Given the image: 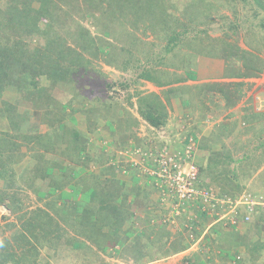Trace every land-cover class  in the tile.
<instances>
[{
  "label": "rangeland",
  "instance_id": "rangeland-1",
  "mask_svg": "<svg viewBox=\"0 0 264 264\" xmlns=\"http://www.w3.org/2000/svg\"><path fill=\"white\" fill-rule=\"evenodd\" d=\"M6 1L11 0H0V48H5L11 53L19 61V64L22 62L29 63L31 67L28 66L25 71L29 72L31 76L38 73V76L41 77L40 74H44L39 83L41 87L39 91L42 93L35 96L39 101L32 97L33 101H38L35 106L32 102H21L16 93L11 91L1 93L0 101L2 99L8 102L19 100L17 110L23 120L22 128L20 127L23 129L21 132L30 136L39 135L42 137L47 135V137L45 140L41 138L37 145L30 142L32 148L27 152L26 146L21 145L19 147L20 153L17 152L15 154L17 157H14L16 164L12 161V157L9 158L13 162L11 166L13 171L18 175H22L23 178L18 180L16 187L12 188L11 185L7 188L4 204L0 205V254L5 251L11 254L12 249H15L13 250V252H16L14 260L17 262L15 264H82L81 261L83 260L79 259L78 256H86L88 252L77 250L72 243L68 247L64 244L61 246V242L65 240H68V243L76 240L95 250L94 259L88 262L90 264H264V207H254L250 217H247L246 210L240 205L236 206L235 224L230 221H233L234 217L229 214L230 210L228 209L226 215L225 212L219 211L216 212L217 215L209 213L205 214L206 216H201L193 208H176L175 200L171 196L162 195L164 188H158L155 185L156 181L150 183L140 172L137 173V181L131 182L130 179H127L129 188H125L127 191L124 189L123 192H130L132 186L146 191L148 194L147 203L150 206V213L147 215H153L154 219L157 218L146 225L154 224V234H157L158 225L160 224L170 234L164 250L183 240L187 245L183 251L179 253L170 252L167 255H162V253L151 255L150 249L148 247L143 248L142 245L150 242L152 236L148 239L141 238L138 245H141L140 247L143 249L141 250L143 257L136 262L137 255L133 249H127L130 243L126 246V238H123L124 247L122 249L118 246H112L108 240L101 238L97 239V242L93 238L90 240L88 233L81 231V226L76 219H70L76 227L70 228V226L63 225L62 218L66 216H59V212L53 211L47 204L51 200L56 199L55 201H58L57 198L61 195L64 199L69 198L70 194L75 195L76 193L72 191V187L78 185H86L91 190H94V187H99L100 181L95 176L105 178L108 174L106 172L111 170L109 165L118 169L116 172L118 175L122 177L126 175V167L131 166L133 159H137L136 155L131 154L137 146L133 149L132 146L127 145L122 150L119 147L127 140L126 138L121 139L123 133L120 129L122 121L127 120V118H132L128 120L130 123L134 120L138 122L137 126H132V131L135 132L137 138H140V142L143 138L151 140L152 145L146 151L149 156L150 154L153 156L162 154V156L172 158L179 154L175 149L183 144L184 139L193 138L191 162L194 165H201L203 168L213 169V173L207 170L210 178H205L212 185L210 187L218 193L220 183L224 179L220 181L221 174L220 169H218L220 167L219 165L216 166L215 162L223 153H231L233 160H238L239 163H234L235 165L226 163L224 168L229 172L236 171L234 176L228 173L227 178L233 183L236 182L239 186L229 190L232 196H223L239 202L242 195L245 194L244 191H255L259 195L264 189V159H261V157V163H259L258 160H254L257 159L254 157L252 159L249 156L247 160L243 161H240L239 158L251 154L244 153V150L240 149L241 145H249V149L257 145V143H251L249 140L252 131L256 132L259 127L257 125L259 121L256 118L264 117L255 115L257 114L255 113L256 110L254 112L252 108L245 107L248 104H242L245 99L242 85L241 87L234 86L233 93L229 97V103L223 109L215 107L213 104L215 101L212 102L210 99L206 101V99L199 97L200 91L198 92V90L200 84L205 83H199V81H203L201 78L204 70L207 69L208 64L213 62L218 66L230 67L229 64L233 63L232 58H239L242 55L246 58V61L236 62L239 65L237 68L241 70L239 73L245 72L247 68L254 70L253 66L257 69L260 68L261 71L264 69V10L262 7H259L252 0H209L211 3H215L216 7L215 10H208L207 5L202 3L201 0H165L162 2V6L164 16H168L166 24L169 28L163 33V31H152L150 27L146 29L153 18L149 13L154 12H152V8H149L151 11L147 13L148 7L143 6L142 8L141 3L137 5L136 2L130 0H92L90 4H86L79 0V6L72 8L71 12L68 13V17H65L71 18L76 24H81L86 32H89V36L83 33L82 47L78 50L82 60L77 61L74 56L67 58L66 52H60L61 49L59 48L62 46L59 43L58 45L51 43L49 39L47 41L53 45L46 50L45 46L49 45L44 37L46 35H41V33L24 35L22 30L14 25V22H12L11 28L6 23L3 12L5 11ZM74 1L71 5L74 4ZM203 5L205 8L200 7ZM118 7L124 10L126 17L123 16V19L120 18L121 16L117 17L118 14L115 15ZM108 10L113 11V14L108 13ZM90 15H94L110 29L109 37L96 32L97 28L95 23L92 22L93 19H90ZM65 18L59 22L49 23L52 28L50 32L55 30V38L59 36V33H63L64 38H66V31L72 32L76 29L77 26ZM154 24L158 23L154 22ZM183 32H185L184 36L188 41L178 43L181 49L179 53H185L186 56L187 54L190 55L191 50L188 49L187 43L193 41L194 45L198 44L204 51V57L198 53L197 57L191 54V59H189V56L188 59L171 61L174 62L173 64L177 68L180 66L179 71H176L174 65V69L163 66L165 63L163 60L161 61L163 65L156 64L154 58H161L166 48L167 39L173 33L182 34ZM70 37L72 36L67 38L70 39ZM186 38L184 37V39ZM102 40L114 44L116 53L123 49L122 56L116 54V65L111 61H106L105 53L98 50V45H104ZM219 41L224 42V48ZM200 42L209 45L210 48L216 46L218 50L222 47L223 52L209 57L205 54L206 51L203 50V45H200ZM67 44L72 43L69 41ZM22 53H24L23 56L19 58ZM8 60L9 58L5 55H0V62L9 65ZM126 61L129 62L128 65ZM147 62L154 68L153 71L149 70ZM168 63L170 62L168 61ZM71 64L73 65L71 66ZM137 64H145L153 77L156 76L158 79H162V77L169 78L171 72L176 74L177 79L186 78L185 72L181 70L184 65H188V70H193L195 74L192 75L191 82L178 80L173 84L171 83L172 85L163 84L158 87L137 78L133 70ZM115 66H119V68ZM124 67L127 68L126 72L123 70ZM131 67L132 69H130ZM225 67H222L223 70ZM17 68L13 67L14 70L19 71ZM66 70H68V75H66ZM191 71H187V73L190 74ZM221 72H214L212 77L211 75L208 76L212 79L209 82L217 83L216 80L221 79L223 74ZM166 73H168V76ZM54 78H57V80L53 83ZM226 78L230 79V77ZM240 78L249 81L255 77L240 76ZM195 82H198L199 85ZM125 85H129V87L123 89L121 86ZM191 89H194L192 91L193 97H191L192 101L188 102L185 98L187 92ZM136 92H141L142 96H148L149 93L157 95V101L164 105L168 114V121L164 127L155 130L140 119V107L139 102H137L138 98L135 95ZM45 94H47L46 97ZM53 99L55 105L53 103V106H51L47 102L53 101ZM145 103L146 100H142L140 106ZM215 113L222 120L224 118L228 120L226 122L228 128L231 124L234 127L235 131L228 138H222L221 130L214 127L217 120L213 122L207 120ZM237 114H240V116L234 121H230ZM65 116L66 119L69 118L68 116H72V118L67 121L64 119ZM13 118L16 119L17 123L21 120L19 115L16 117L13 115ZM58 124H62V129L56 132L59 140L58 143L53 145L55 137H52V129L57 128ZM249 125H252V129L249 128L248 135L237 140L239 134L244 132ZM71 128L77 129L89 138L86 142L87 152L83 153L88 156V162L83 157L84 155L79 159L84 168H79L80 163L72 160L75 156V154L72 156L74 148L71 149V145H67L66 141L61 140V136L66 135L63 133L71 131ZM13 132L14 134L19 133L17 129L12 128L10 133ZM22 133L16 136L17 143H23L20 138ZM217 135H220V138ZM219 140L223 142L224 146L220 156H217L219 149L215 152L208 151L206 148L201 149V152L194 151L197 149L198 144L206 147V145H209L208 142L212 144ZM82 141H86L85 138ZM113 144L120 149H112ZM143 145L144 149L146 143ZM236 146L238 150H236ZM138 149L135 150V153H139ZM35 152L38 159L34 162V165L26 169V166H30V153L34 154ZM22 155L24 157L19 159L18 157ZM111 156L112 158H109ZM256 156H258V153ZM107 158L112 160L109 161ZM97 162L101 163L97 164ZM59 164L63 167L62 170H60ZM48 168L53 169V172L48 176H44L43 171L45 172ZM3 169V167H0L1 171ZM197 171L199 173V170ZM102 184H104V181ZM3 185V182L0 181V191L4 190ZM258 187L262 190L256 191L255 189ZM236 189H240L241 193L236 192ZM261 194L264 196V192ZM88 195L90 196L91 192H86L87 197L83 202L90 201L91 197ZM75 199L80 200L81 197L76 196ZM60 204V202H56L55 206L57 208L63 207V204ZM66 205L74 206V203L67 199ZM172 208L179 210L178 215ZM33 213H38L42 218L41 220L36 219L35 224L30 228L34 233L33 237L39 235L43 241L45 238L42 237L44 232L42 229H44L45 233L53 239V244L57 241L56 250L47 252L46 250L51 244L46 243V249L39 248L35 254V251L27 250V247L18 238V231L21 230L22 223ZM45 214L46 216H44ZM60 214H62L61 211ZM70 214V211L67 212V216ZM142 215L146 217L144 211ZM142 215L140 213V216ZM221 215H225L224 220L227 221L220 220ZM44 217L51 218L53 222L49 221L48 218V223L44 222ZM162 221L166 223L163 225ZM188 221L193 224L191 228L185 227L189 223ZM98 224L104 225L106 222H97L96 225ZM145 227L144 224L141 225V229L150 234V229ZM104 229L106 227H102V230ZM114 230L112 228V231ZM178 239L179 241H177ZM30 241L32 245L35 242V240ZM17 244L22 249H17ZM2 247H5L6 250L4 249V251ZM103 247L105 248L104 251ZM128 256H131L133 260H130ZM227 256L231 258L227 259ZM89 258L88 255L86 260L88 261ZM0 264L2 263L0 262ZM5 264L13 263L7 262Z\"/></svg>",
  "mask_w": 264,
  "mask_h": 264
},
{
  "label": "trees",
  "instance_id": "trees-1",
  "mask_svg": "<svg viewBox=\"0 0 264 264\" xmlns=\"http://www.w3.org/2000/svg\"><path fill=\"white\" fill-rule=\"evenodd\" d=\"M62 1H66V2H60L58 0H11V1H6L5 2V11L4 12V16L6 18V23H8V25H10V27L12 28V22H14L15 26L18 27L19 29L22 30V32L24 33V35H31V34H37V33H41V35H46L44 36L47 39H49V41L55 45H61L62 47H60L59 49L60 52H66V57L67 58H71L72 56L75 57V59L77 61H81L82 60V56L80 54H78V50L80 49L81 43H82V38H83V33L89 36V32H86V30L83 28V26L79 23L76 24V22H73V20L71 18H65L68 17V13L71 12L72 8H75L76 6H79V0H75L74 4L71 5L73 3V0H62ZM82 2L86 3V4H90L92 0H81ZM118 1V0H115ZM131 2H136L137 5L138 4H142V8L143 6L148 7V11L147 13H149L151 10L149 8H152V12L154 13H149V15H152L153 18L152 20H150L149 25L146 27L147 28H151L152 31H159L163 33L167 30L168 25L167 23V18L168 16H164V8H163V4L162 2H164L165 0H130ZM203 1L202 3H204L205 5H207L208 10H215V3H211L209 0H201ZM242 1H247V0H242ZM254 2H256L259 7H262V9L264 10V0H252ZM225 2V1H224ZM69 3V4H68ZM201 3V2H200ZM199 3V4H200ZM201 3V5H202ZM36 6V7H35ZM86 7V6H85ZM205 8V6H200ZM137 9H139L137 7ZM92 13V12H91ZM90 13V14H91ZM108 13L113 14V11L108 10ZM118 14V15H117ZM63 15V16H62ZM70 15V14H69ZM115 15H117V17L121 16L120 18L123 19L122 17L126 15H124V10L121 9L120 7L117 8ZM116 17V18H117ZM63 18L69 20V22L74 23L77 27L76 29H74V31L70 32V31H66L65 33L67 34L66 36H72L70 37V39H68L67 37V41L66 38H64V34H60L59 36L55 38V30L53 32H50L51 25L49 23L51 22H59L61 21ZM90 19H93L92 22L95 23V26L97 28L96 32L109 37L110 36V32H109V28L106 27L105 24H102L98 18H96L94 15H90ZM154 22H157L158 24H154ZM70 27V26H69ZM10 28V29H11ZM201 33V32H200ZM199 33V34H200ZM185 32H183L182 34H175L173 33L168 39H167V44H166V48L163 51V55L161 56V58H154L156 64H160L163 65L161 63V61H165L163 66L169 67V68H173L174 69V62H171L173 60L176 59H184L190 56L189 59H191L192 55L194 57L198 56V53H200L202 55V57H204V51H202V49L200 48V46L194 45L193 41L192 42H188V49L191 50V54L187 56L184 54H180L179 51L180 49V45L178 46V43L184 42L186 43L188 40L186 38ZM184 37L186 39H184ZM99 39V38H98ZM71 41L72 44H67V42ZM99 41H101L99 39ZM104 42V45L99 46L98 45V50L101 53H105V59L106 61H111L112 63H115L116 65V59L117 56L116 54H119L122 56V52L123 49L119 50L116 53V48L114 47V44L110 43L109 41H105L102 40ZM200 41V40H199ZM222 44V47L224 48V42L223 41H219ZM47 43L49 45L45 46V49L48 50L50 47H52L53 44L49 43L47 41ZM92 44V43H91ZM100 44V43H99ZM94 45V43H93ZM200 45H203V50H205V54L209 57L213 56V54H218V53H222V47H220V49L218 50L216 48V46H214L213 48H210L209 45L203 44V42H200ZM208 46V47H207ZM210 49V50H209ZM28 51V50H27ZM26 51V52H27ZM25 52V53H26ZM36 52V51H35ZM34 52V54H35ZM24 53H22L20 57L23 56ZM212 54V55H211ZM0 55H5L7 58H9V60L7 61L10 62L9 65H5L4 63L0 62V98H1V93L3 92H7L9 93L10 91L13 93H16V95L18 96V99L25 102H32L33 106L36 105V103H38V99L35 98V96H39L40 92V81H41V77L44 73L40 74V76L37 75H33L31 76L29 72H26L25 69L30 66L29 63L22 62L19 64V61L16 60V58H14V56L9 53L5 48L1 49L0 48ZM38 55V54H37ZM169 56V57H167ZM74 59V58H73ZM111 59V60H110ZM168 59H172V60H168ZM233 59V63L232 64H236V62H241L242 60L246 61V58H244V56L242 57V55L238 58H232ZM237 59V60H236ZM147 61V60H146ZM167 61V62H166ZM168 61L170 63H168ZM127 62V61H126ZM129 62H127L128 65ZM148 63V68L150 71H153V67L150 65L149 62ZM15 64V65H14ZM155 64V65H156ZM13 65V66H12ZM73 64H71L72 66ZM126 66V64H124ZM174 65V66H173ZM13 67H18L17 70H14ZM20 67V68H19ZM118 67L119 66H115ZM128 67V66H126ZM124 67V71H127V68ZM151 67V68H150ZM244 67V66H243ZM71 68V67H70ZM148 68H146V65H139L137 64L133 70L135 71L134 74H136L137 78L140 80H143L145 82L151 83L154 86H161V85H172L175 81H186L189 77H191L194 73V71L192 70H188V65H184L182 67V71L185 72V76L189 73H187V71H191L190 75L186 76V78H181V79H177L176 78V74H172L169 73V78L167 77H162V79H158L156 76L153 77V75L151 74V72H149ZM176 71L180 70V66L177 68V66H175ZM132 69V67L130 68ZM250 68H247L245 70V72H247ZM40 72V70H38ZM233 72V71H232ZM249 73V72H248ZM248 73H244V74H239L241 77H245V76H254L256 77V75L258 74H248ZM66 75H68V70H66ZM166 75L168 76V73H166ZM228 76V75H226ZM232 76V75H231ZM65 77V76H64ZM57 80V78L53 79V83ZM59 80V79H58ZM179 81V82H180ZM172 83V84H171ZM241 87V85H237V87ZM123 89H127L129 87V85H125V86H121ZM197 87V86H196ZM194 88V87H193ZM194 89H191L187 92V97L185 98V100H187L188 102L192 101L193 95H192V91ZM45 91V90H44ZM200 91V92H199ZM199 92V97L208 100V98L210 100H212L214 97H216L217 95H220V97L222 99H228L231 94L233 93L232 88L229 87H222L219 86L216 83H212V84H203L200 86V89L198 90ZM238 93V91H237ZM135 95L138 98L139 102V116L140 119L142 121H144L145 123L148 124L149 127L154 128L155 130H159L160 127H164V125L167 124L168 121V114L164 108V105H162L158 100L157 95L149 93L148 96H142L141 92H136ZM47 96V94H45V97ZM32 97L35 100L38 101H33ZM53 98V97H52ZM18 100V101H19ZM142 100H146V103L143 104L142 106H140ZM18 101H12V102H8L2 99V101H0L1 106H0V167H3V171L0 170V181L3 182V186H4V190L0 191V205L4 204V198L7 196L6 190L7 188H9L12 185V188L16 187L18 180H20L22 177V175H17L15 171H13L12 169V163L14 162L15 164L17 162H15L16 160L14 159V157H17L15 154L20 153L19 152V147L21 145H25L26 146V152L30 149L31 150V144L35 143L36 145L39 143V140H41V138H43L44 140L46 139L47 135L40 137L39 135L37 136H30V135H26L24 133L21 132L22 128V116L21 114H19L18 112ZM213 102V101H212ZM47 103H50L51 106H53V103L55 105L54 99L53 101H48ZM25 104V103H23ZM27 104V103H26ZM215 107H219V105L216 104V102H213ZM61 108V107H60ZM220 109H223V107L220 106ZM65 112V111H64ZM62 112V113H64ZM257 114L255 115H260L262 117H264V112H255ZM263 113V114H262ZM17 114V115H16ZM253 114V113H252ZM16 116H20L21 120H19V122H16V119L13 118ZM69 118L66 119V116L64 117V119H66L67 121H69V119L72 118V116H68ZM132 118L127 120H123L122 124L120 125V129L121 132L123 134H121V139L123 140L124 138H126L125 142L122 143L121 141V145H119L120 148H124L127 145H130L133 147V149H135V146H137V148H139L141 151H138L139 153H136L138 155H136V160L137 162H133L131 164V166L126 167V175H124V177L118 175L116 172L118 171V169H115L114 166L109 165L110 167V172H106L108 174H106L105 178H99L96 177L95 178L100 181V186L99 187H94V190L89 189L90 187H86V185H78L75 187H72V191H74L76 194L75 195H71L70 197L67 198L71 201V203H74L73 205H66V201L67 199L62 198V195L60 197L57 198L58 201L55 200H51V202L48 201V205L49 207L53 210V211H58V215L59 216H66L64 218H62V223L63 225H67L70 226V228H72L74 226V223H72V220L76 219V221H78L79 225L81 226L80 229H82V232L88 233V235L90 236L89 239L91 240L92 238L95 240V242H97V239L101 238L103 240H108L110 242V244H112V246H118L119 248L122 249V247H124V242H123V238L128 239V241L130 240V245L129 248H127L128 250H132L135 251V254L137 255L136 262L141 260V258L143 257V255H141L142 251V247H140L141 245H138V243L141 241V238H145L148 239L150 236H152V240H148L150 242H146L147 244H143V248L148 247V249H150V254L154 255L158 254L160 255V253H162V255H167L170 254V252H174V253H179L181 251H183L187 245L186 242L181 240L179 241V239L174 244H172V246H170L168 249L164 250L166 242L168 241V237H169V233L167 232V230L165 228L162 227V225H158V230H157V234H154V230L155 229V225H149L147 226L146 224H150L151 220L155 221L157 218H153L154 216L152 215H147L150 213V206L148 205V194L146 193V191H144L143 189H140L139 187H133L132 189H130V192H123L124 189L129 188V182L127 181V179H130L131 182H135L138 180V176L137 173L140 172L145 179L149 180L150 183L151 182H155L157 181V177L155 175V173L157 172V165L156 163L153 162V157L147 154V149H149L152 145V142L150 139L148 138H143L140 142V138H137L135 132L132 131V126H137V121L134 120V122L130 123L128 120H131ZM259 122H257L259 125L258 130L256 132L251 133L250 136V142H255L257 143V145L251 149L248 148L249 145H241L240 149H243L244 153H251L250 155H244L241 157V159L239 158L240 161L243 160H247V158L250 156V158L254 159L255 161L258 160L259 163H261V159H264V118H256ZM73 121V120H72ZM60 123V122H58ZM55 126V125H54ZM252 125H249L248 128L245 129L244 132L240 133L237 140L240 137L243 136H247L248 132L250 131V129H252L251 127ZM21 127V128H20ZM12 128L13 129H17V131L19 133H22V135L20 136V138L23 140V143H17V138L16 136H19V133L14 134L10 133L12 132ZM62 129V124H58L57 128H53V135L52 137L54 138L53 141V145H55V143H58L59 138L57 139L58 133L60 130ZM72 130L69 132H65L63 134H66L65 136H61V140L66 141V143H68L67 145H71V149L74 148L72 156L75 154V156H73L74 158L72 160H74L77 163H80L81 160L79 161V159H81V156L84 155L83 153L87 152V146H86V142L89 140V138H87L86 135H83L80 131H77V129L71 128ZM219 130H221V137L222 138H228L232 132L235 131L234 127H227L226 125H221L219 127ZM170 131V130H169ZM171 132V131H170ZM191 133V132H190ZM62 134V135H63ZM192 135V133H191ZM218 138H220V135H217ZM85 138L86 141H82V139ZM30 142H32L31 144H29ZM139 142V144H138ZM146 143V145L148 146L146 148V145L143 149V144ZM185 143H188V145H191L192 143H194V139L193 138H186ZM209 145H206V147L202 144H198V148L199 149H205L208 151H219V153L217 154V156H220V152L223 151V142L222 141H218V142H213L211 144V142H208ZM237 143V142H236ZM114 145V144H113ZM111 146V144H110ZM162 146V145H161ZM222 150H221V148ZM114 148V150H118L120 148H116L115 145L114 147L112 146V149ZM236 150H238L237 146L235 147ZM258 153V156H256ZM180 156H183V151L179 152ZM8 155V156H7ZM31 157L29 159V165L30 166H26V169L30 168L32 165H34V162L38 159V157L36 156V152L34 154L30 153ZM262 155V156H261ZM256 156V157H255ZM12 157V161L9 160V158ZM24 155L18 157L19 159L23 158ZM85 157V160L87 159L88 162V156H83ZM262 157V158H261ZM6 158V159H5ZM112 158V156H111ZM261 158V159H260ZM5 159V161H4ZM83 159V158H82ZM260 159V160H259ZM108 160V158H107ZM86 162V163H87ZM101 163V162H97ZM234 164V163H239V161H235L233 160L232 154L231 153H223V155H221L220 158H218L215 162V165H219L220 169V181H222L224 179L223 182L220 183V190H219V195L223 196V195H230L229 190L231 189H235L238 188L239 184H237L236 182H231L229 180V178H227L228 173H231L232 176H234L235 172L234 170H232L231 172H229L228 170H226L224 168L225 164ZM58 165V164H57ZM194 165V164H193ZM235 165V164H234ZM59 166L61 167V164H59ZM79 168H84L83 165H79ZM82 166V167H81ZM112 166V167H111ZM196 167L197 170H199L198 173V178L200 181V184L202 185V187H210V183L208 182V180H206V178H210L209 174L207 173V170H210L211 173H213V169L211 168H203L201 165H194ZM78 168V167H77ZM10 169V170H9ZM63 167L60 168V170H62ZM150 171L152 172V174L150 173ZM2 172V173H1ZM53 169L51 170L50 168L46 169L44 173V176H48L49 174H52ZM75 173V172H74ZM77 173V172H76ZM120 177V178H119ZM206 177V178H205ZM126 179V180H125ZM104 181V184H102V182ZM83 184V183H82ZM212 186V185H211ZM19 188V186H17ZM151 187H153V185H151ZM81 188V189H80ZM125 189V190H126ZM215 190V189H214ZM127 191V190H126ZM238 193H241V190L236 189L235 190ZM86 192H91V195L89 197H91L89 200V202L85 203L83 202V200H85L86 196ZM93 194V195H92ZM142 195V196H140ZM76 196L81 197L80 200H76ZM93 196V197H92ZM130 196V199H129ZM6 199V198H5ZM76 200V201H75ZM60 202L61 204H63V207H59L57 208L55 206V203ZM60 204V205H61ZM11 209V208H10ZM148 209V210H147ZM60 211L62 212V214H60ZM69 211L71 212L70 215L67 216V212L69 213ZM143 211L146 214L145 220L141 221L138 218V215H140V213H143ZM35 212V211H34ZM74 212V213H73ZM42 213V212H41ZM248 212H245V214ZM74 215V216H72ZM251 213H248L247 217H250ZM46 216V214L44 215ZM201 216H206L205 214H201ZM48 217H44L43 219L44 222L48 223L47 221ZM36 219L41 220V216H39L38 213H33L32 215H30L27 219L24 220V222L22 223L21 226V230L18 231V238L23 242L24 246L27 247V250H33L36 252L40 249H46V243H50V247H48V249L46 250L51 251V250H56V246H57V241H55V243L53 244V239L50 238L46 233L45 230L42 229V231H44L42 233V237L45 238L43 239V241L40 239L41 237L38 235H34L33 237V232L31 231V227L35 224ZM49 221L53 220L51 218H48ZM70 219H72L70 221ZM164 220V219H163ZM97 222L101 223V222H106V224H97ZM171 223V221H169ZM189 222V221H188ZM163 225L166 223L165 221H162ZM145 225V228L150 229V234H147L146 230L141 229V225ZM193 224L191 222L187 223V225L185 227L187 228H191ZM76 227V226H74ZM102 227H106L108 229L111 230V232L106 233L104 230H102ZM44 228V227H43ZM112 228L115 229L114 231H112ZM31 231V232H30ZM29 235V236H28ZM154 237V238H153ZM158 237V239H157ZM88 239V240H89ZM30 240H35L34 244L32 245V242ZM55 240V239H54ZM162 241V242H161ZM57 243V244H56ZM71 243L73 244V247L76 248L77 250H85L86 252H88V254H86V256L84 255H80L78 256L79 259L83 260L81 261L82 264H90L88 263L90 260H93L95 257V250L91 249L89 246H87L86 244H83L80 241H76V240H72L70 243H68V240H65L64 242H61V246L62 244H64L65 246L68 247V245H71ZM149 243V244H148ZM18 245V244H17ZM126 247V246H125ZM17 249H22L21 246L18 245V247H16ZM82 248V249H81ZM2 249L6 250L5 247H2ZM104 251V247L102 248ZM4 250V251H5ZM12 249V253L8 254L6 253V251L4 253L0 254V262L2 264H5L7 262H12L13 264H15L17 261L14 260V255L16 252H13ZM89 255V259L88 261L86 260V257H88ZM131 258V256H128ZM231 258L229 256H227V259ZM98 259V258H96ZM133 260V259H132ZM253 261V260H252ZM135 262V261H134Z\"/></svg>",
  "mask_w": 264,
  "mask_h": 264
},
{
  "label": "built area",
  "instance_id": "built-area-1",
  "mask_svg": "<svg viewBox=\"0 0 264 264\" xmlns=\"http://www.w3.org/2000/svg\"><path fill=\"white\" fill-rule=\"evenodd\" d=\"M256 112H264V101L255 99ZM193 144H191L192 146ZM187 146L183 156L177 154L170 158L162 156V154L152 155L153 162L157 165L155 173L157 181L155 185L158 188H164L166 197H172L175 200L176 208H193L201 214H215L216 212H226L230 210V215H233L234 220H230L232 224L236 223V206L240 205L246 212H253L254 207H264V196L262 194H243L239 202L225 198L219 195L212 187H202L198 178V171L191 162L192 147ZM152 174V172L150 171ZM228 209V210H227ZM176 211L177 209L172 208ZM225 215H221L220 220L225 219ZM227 221V220H224Z\"/></svg>",
  "mask_w": 264,
  "mask_h": 264
},
{
  "label": "crops",
  "instance_id": "crops-1",
  "mask_svg": "<svg viewBox=\"0 0 264 264\" xmlns=\"http://www.w3.org/2000/svg\"><path fill=\"white\" fill-rule=\"evenodd\" d=\"M230 65V64H229ZM208 67H207V69H205L204 70V74H203V76H202V80L203 81H199V83H202V82H205V83H203V84H212V83H210L209 81H211L212 79H210L208 76H210L211 75V77L214 75V72H221L222 70H223V68L222 67H225V66H218V65H216L215 64V62H213V63H211V64H208L207 65ZM233 66H235L234 68H230V67H233ZM239 65L238 64H232V65H230V67L229 66H226L225 67V69L221 72V73H223L222 74V76H221V79L219 78V79H217L216 81H217V83L216 84H218L219 86H223L224 88L227 86V87H231L232 89L234 88V86H237V85H242L243 86V92H244V96L243 97H245V99H244V102L242 103V104H248V106L246 105L245 107H249L250 109L252 108L254 111H255V99L256 98H259V99H261V100H263L264 101V69L261 71V69L260 68H258L257 69V67H254L253 66V68H254V70H248L247 72H241V73H239V71H241L240 69H238L237 67H238ZM233 71V72H232ZM252 73V74H258V75H256V77L254 78V79H251V80H244V79H242V78H240L239 79V77H240V75L241 74H244V73ZM172 73V72H171ZM250 73V74H251ZM175 74V73H174ZM240 74V75H239ZM188 75H190V74H188ZM226 75H228V76H226ZM232 75V76H231ZM261 75V77L259 78V76ZM187 76V75H186ZM226 77H230V79H227ZM191 80H192V76L191 77H189L186 81L187 82H191ZM214 81V80H213ZM196 84H198V82H195ZM203 84H200V85H203ZM199 85V84H198ZM251 86V87H250ZM231 97V96H230ZM209 99V98H208ZM206 101H209V100H206ZM212 101H215L216 102V104L217 105H219V107L221 106V104H223L221 107H225V105H228V103H229V98L228 99H222L221 97H220V95H217L216 97H214L213 99H212ZM219 102V103H218ZM221 103V104H220ZM241 104V105H242ZM249 108H247V109H249ZM218 110H220V109H218ZM217 111V110H216ZM250 112V111H249ZM240 116V114H237V116H235V117H233V118H231V120L230 121H234V119H236V118H238ZM242 117V116H241ZM208 121H210V122H213L214 120H217V123L216 124H214V127H220L221 125H227L228 123H226V122H228V120L226 119V118H224V120H222L221 118H219L218 116H216V113H215V115L213 114V116H210V118L209 119H207ZM229 121V122H230ZM226 123V124H225ZM231 126H232V124H231ZM230 126V127H231ZM236 128V127H235ZM238 128H240L239 126H238ZM185 146H186V143H185V141L183 142V144L182 145H180V146H177L176 147V152L178 151V152H182L183 150H184V148H185ZM110 147V146H109ZM125 148V147H124ZM124 148H121L120 150H122V149H124ZM127 150H129L128 148H126ZM135 150H137V148L135 149ZM134 150V152L133 153H131L132 155L134 154V155H138V154H136L135 151ZM131 151V150H130ZM138 151H141L140 149H138ZM194 151H198V152H201V149H199L198 147H197V149H195ZM109 158H111V157H109ZM109 158H108V160H109ZM110 160H112V159H110ZM109 160V161H110ZM202 160V159H201ZM137 162V160L136 159H133V161H132V163L133 162ZM25 162V161H24ZM27 162V161H26ZM108 162V161H107ZM17 175H18V173H17ZM256 191H260V190H262L260 187H258V188H256L255 189ZM264 190V189H263ZM262 190V191H263ZM244 192H249V191H244ZM148 210V209H147ZM141 215H142V213H141ZM143 216V215H142ZM140 216V215H138V218H139V220H141V221H143V218H144V220H145V217L143 216ZM106 233H108V232H111V230L110 229H108V228H106L105 230H104ZM112 233V232H111ZM130 242V240L128 241V239H126V246L128 245V243ZM117 247V246H116ZM116 247H114V248H116ZM129 259H130V257H129ZM131 260V259H130Z\"/></svg>",
  "mask_w": 264,
  "mask_h": 264
},
{
  "label": "clouds",
  "instance_id": "clouds-1",
  "mask_svg": "<svg viewBox=\"0 0 264 264\" xmlns=\"http://www.w3.org/2000/svg\"><path fill=\"white\" fill-rule=\"evenodd\" d=\"M254 112H255V111H254ZM185 140H186V139H184V141H185ZM186 146H188V143L186 144ZM186 146H185V147H186ZM192 148H193V146H192ZM185 150H186V149L184 148L183 153L185 152ZM191 151H192V150H191ZM191 154H192V152H191ZM192 163H193V162H192ZM263 192H264V190L261 191L259 194H261V193H263ZM246 193L257 194L255 191H253V192H252V191L245 192V194H246ZM172 222H173V221H172Z\"/></svg>",
  "mask_w": 264,
  "mask_h": 264
}]
</instances>
